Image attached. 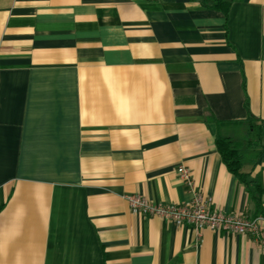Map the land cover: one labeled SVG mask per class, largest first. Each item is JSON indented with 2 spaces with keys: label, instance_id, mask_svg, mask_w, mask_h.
Here are the masks:
<instances>
[{
  "label": "crops",
  "instance_id": "crops-1",
  "mask_svg": "<svg viewBox=\"0 0 264 264\" xmlns=\"http://www.w3.org/2000/svg\"><path fill=\"white\" fill-rule=\"evenodd\" d=\"M221 1L0 0V264H264V219L196 230L126 198L190 200L182 164L264 217L216 144L264 136V0ZM242 151L264 189V137Z\"/></svg>",
  "mask_w": 264,
  "mask_h": 264
},
{
  "label": "built area",
  "instance_id": "built-area-1",
  "mask_svg": "<svg viewBox=\"0 0 264 264\" xmlns=\"http://www.w3.org/2000/svg\"><path fill=\"white\" fill-rule=\"evenodd\" d=\"M177 171L191 191L190 200L164 204L153 203L138 194L127 195L132 212L146 216H160L179 225H189L196 230L208 227L214 231L246 234L259 239L263 216L250 218L243 214L226 213L212 208V200L197 187L191 169L181 164ZM262 243L264 245V241Z\"/></svg>",
  "mask_w": 264,
  "mask_h": 264
},
{
  "label": "trees",
  "instance_id": "trees-1",
  "mask_svg": "<svg viewBox=\"0 0 264 264\" xmlns=\"http://www.w3.org/2000/svg\"><path fill=\"white\" fill-rule=\"evenodd\" d=\"M219 5L224 10L227 9V2L219 0ZM249 117L252 116L249 115ZM256 133L258 135H256L253 139H250V141L246 142L237 141L229 137L218 135L216 138V144L228 169L232 173H234L240 180L245 182L248 187H250V185L254 186L253 199L256 204V213L257 215H264V201L262 199L264 189L257 181L248 180L249 175L243 171L245 153H243L242 150L246 147H259L262 144V140L264 137L262 126H260V131Z\"/></svg>",
  "mask_w": 264,
  "mask_h": 264
}]
</instances>
